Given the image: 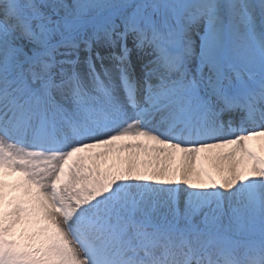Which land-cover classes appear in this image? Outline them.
Returning <instances> with one entry per match:
<instances>
[{
	"label": "snow or ice",
	"instance_id": "snow-or-ice-1",
	"mask_svg": "<svg viewBox=\"0 0 264 264\" xmlns=\"http://www.w3.org/2000/svg\"><path fill=\"white\" fill-rule=\"evenodd\" d=\"M0 264H264V0H0Z\"/></svg>",
	"mask_w": 264,
	"mask_h": 264
},
{
	"label": "bare ground",
	"instance_id": "bare-ground-1",
	"mask_svg": "<svg viewBox=\"0 0 264 264\" xmlns=\"http://www.w3.org/2000/svg\"><path fill=\"white\" fill-rule=\"evenodd\" d=\"M10 179L14 180V179H16V177L15 176H12V177H10Z\"/></svg>",
	"mask_w": 264,
	"mask_h": 264
}]
</instances>
